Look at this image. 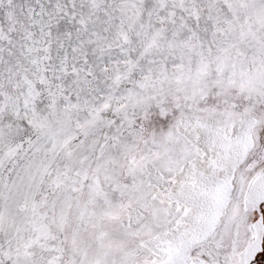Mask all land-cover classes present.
Segmentation results:
<instances>
[{"label":"snow or ice","instance_id":"6c2138e0","mask_svg":"<svg viewBox=\"0 0 264 264\" xmlns=\"http://www.w3.org/2000/svg\"><path fill=\"white\" fill-rule=\"evenodd\" d=\"M0 264H264V0H0Z\"/></svg>","mask_w":264,"mask_h":264}]
</instances>
